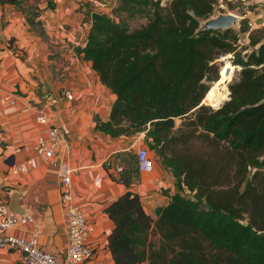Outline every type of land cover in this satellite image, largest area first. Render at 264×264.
I'll return each instance as SVG.
<instances>
[{
	"label": "trees",
	"instance_id": "trees-1",
	"mask_svg": "<svg viewBox=\"0 0 264 264\" xmlns=\"http://www.w3.org/2000/svg\"><path fill=\"white\" fill-rule=\"evenodd\" d=\"M243 1L118 0L110 15H92L86 45L74 49L116 96L95 131L144 134L177 187L190 192L173 196L156 218L130 191L106 208L115 264H264V28L251 31L242 20L239 30L202 29L218 10L241 15ZM5 4L30 26L42 13L32 18L25 0ZM137 16L146 23L131 28L126 20ZM222 57L239 71L217 109L203 102L222 82Z\"/></svg>",
	"mask_w": 264,
	"mask_h": 264
},
{
	"label": "crops",
	"instance_id": "crops-1",
	"mask_svg": "<svg viewBox=\"0 0 264 264\" xmlns=\"http://www.w3.org/2000/svg\"><path fill=\"white\" fill-rule=\"evenodd\" d=\"M240 6L243 13L234 29H240L242 20L248 22L251 31L264 28V0H244ZM44 19L50 27L55 22L53 18ZM90 27L91 24L89 31ZM35 41L39 45L40 39L32 40V43L27 39L19 42L29 57L35 55L36 49H30ZM241 43H249V34L241 35ZM6 55L10 56L0 51L3 60L0 62V202H5L16 212L33 215L44 229L41 247L62 259L66 254L67 229L58 183L66 169H71L76 201L94 227L89 243L95 249V257L88 264H115L108 249V237L115 225L105 214L106 208L130 191L140 196L145 212L156 218V211L169 205L173 196H186L185 193L190 195V192L177 187L171 170L161 164L156 153L148 146L149 153L156 159L152 158L155 169L151 173L140 172L137 162H133L132 167L126 166V169L120 165L124 169L121 173L117 172L118 159L111 161V158L119 156L123 159L129 154L136 156L145 143L144 136L111 138L95 131V118L103 122L109 120L116 96L101 84L90 62L83 61L74 51V54L59 56L53 66L55 59L49 60L48 55H44L42 68L32 70L35 78L28 73L27 79L31 84L25 83L23 87L11 82L15 75L23 80L16 73V67L20 74L25 75L26 71L22 69L25 64L13 60L10 64L14 66H10L4 59ZM19 92H23L24 96ZM66 92L72 93L74 102L62 97ZM11 94L20 96L16 106L5 102V97ZM46 94L53 98L45 100ZM24 108H29L30 112L23 113ZM40 111L52 117L66 135L70 146L62 149L51 163L35 158V168L16 177L12 170L35 157L32 148L42 130L36 123L35 114ZM109 161L111 164L108 167ZM107 167L114 178L121 182L111 179ZM122 181H128L129 185ZM0 264H21V255L0 251Z\"/></svg>",
	"mask_w": 264,
	"mask_h": 264
},
{
	"label": "rangeland",
	"instance_id": "rangeland-1",
	"mask_svg": "<svg viewBox=\"0 0 264 264\" xmlns=\"http://www.w3.org/2000/svg\"><path fill=\"white\" fill-rule=\"evenodd\" d=\"M168 1L162 0V5L165 7L168 4ZM25 2V6L27 7L25 9L29 11L32 18L36 13L42 12L39 18L36 17L35 22L37 24L30 26V28L28 27L29 24L25 13L12 5L5 4L0 7V51L7 52L10 55L4 57V59L7 60L8 65L14 66L13 63L12 65L10 64V61L14 62L13 60H19L20 62L18 61V63H21L22 61V63L25 64V66L22 67V69L26 71L25 75L20 74L19 69L16 67V73L21 75V78L25 82L18 78L14 71L12 74L13 76L15 75V79L11 82L13 85L15 83L17 85L22 84L23 87L26 84H31V81L27 79V74L29 73L35 78V72H32V70L35 71L42 68V56L48 55L49 60L55 59L52 64L54 66L55 61L58 60L59 56L74 54V49L76 47L84 46L87 41L86 38L91 24L92 15L98 13H106L110 15L113 8L117 5L118 0H25ZM52 6L55 8V11L52 10L53 12L50 9ZM221 7L224 8L223 6ZM240 9L242 11V8ZM230 13L236 14L240 17V14L237 12H228L227 14ZM219 14L220 12L218 10L212 18L218 17ZM46 17L54 19L55 22L51 24V27L48 25L47 20L44 19ZM146 20L147 19L144 16H137L135 18H128L126 23L131 28H136L141 26V24H145ZM238 21H240V19ZM235 27H237V25L233 28ZM25 39L30 43H32V40L40 39L39 45H37V41H35L36 43H33L32 47H30V49H36L35 55L32 57L27 55L25 47L19 45V42L25 41ZM229 57H222L218 60L222 66V78L225 75V69L229 66L233 67L228 61ZM2 61V58H0V62ZM233 68L232 80L238 74V69L236 67ZM223 81L224 79H222L221 83L217 85L215 84L216 86L214 85L215 87L204 100L205 105L215 108L227 101V99L218 101V94L221 91L224 92V94H227L229 90V86L223 84ZM17 85L15 88H17ZM223 85L227 86L225 91L221 89ZM19 93L21 96H24L23 92ZM209 96L210 98H208ZM108 97L109 96L107 95V98ZM102 107L105 108L104 106ZM182 122L183 121L180 119L176 120V128H179ZM140 135L144 136V134ZM141 148H147L146 143H144ZM150 154L151 158L155 159V156L152 153ZM114 158L115 160H119H117L116 163L119 165L116 166L121 165L125 169L126 166L132 167L131 165L133 162H137V155L135 156V154L125 155L123 156V159L119 156H115L111 159ZM185 195H188V193H185Z\"/></svg>",
	"mask_w": 264,
	"mask_h": 264
},
{
	"label": "built area",
	"instance_id": "built-area-1",
	"mask_svg": "<svg viewBox=\"0 0 264 264\" xmlns=\"http://www.w3.org/2000/svg\"><path fill=\"white\" fill-rule=\"evenodd\" d=\"M63 94L62 97L66 100L75 101L72 93ZM52 98L53 96L49 94L44 96L47 101ZM19 101L20 96L17 94L5 97V102L11 106H16ZM22 112L27 114L30 109L24 108ZM35 120L42 129L32 148L35 157L26 160L12 170L16 177L32 171L35 168V158L51 163L62 149L70 146L66 135L49 114L40 111L35 114ZM111 161H109L108 167ZM137 164L140 172L151 173L155 169V162L147 148L138 150ZM123 169L119 166L116 170L121 173ZM72 175L73 171L69 168L66 169L58 183L59 197L67 229L65 257L61 259L41 247L44 229L33 215L16 212L5 202H0V251L9 254L20 253L21 264H88L94 259L95 249L89 243L94 227L76 201Z\"/></svg>",
	"mask_w": 264,
	"mask_h": 264
},
{
	"label": "water",
	"instance_id": "water-1",
	"mask_svg": "<svg viewBox=\"0 0 264 264\" xmlns=\"http://www.w3.org/2000/svg\"><path fill=\"white\" fill-rule=\"evenodd\" d=\"M238 20H239V16H237L236 14H233V13L222 14L216 18H212V19L208 20L207 22H205L202 29L203 30H216V31L217 30H228V29L233 28L235 25H237L239 22ZM221 79H222V77L220 78V80ZM230 82H232V79L230 81H228L226 83V85H229ZM228 89H229V87H228ZM229 95H230V91L228 90L227 101L229 100ZM203 104H205V103L203 102ZM221 105H219L218 107H215V108L218 109L221 107Z\"/></svg>",
	"mask_w": 264,
	"mask_h": 264
},
{
	"label": "bare ground",
	"instance_id": "bare-ground-1",
	"mask_svg": "<svg viewBox=\"0 0 264 264\" xmlns=\"http://www.w3.org/2000/svg\"><path fill=\"white\" fill-rule=\"evenodd\" d=\"M233 69L234 68L230 67V66L225 69V75L223 77V79H224L223 84L226 85V83L232 79ZM225 85H223L222 88H221L223 91H225L226 88H227V86H225ZM224 99H226V96H225L224 92L221 91L218 94V101H223Z\"/></svg>",
	"mask_w": 264,
	"mask_h": 264
}]
</instances>
